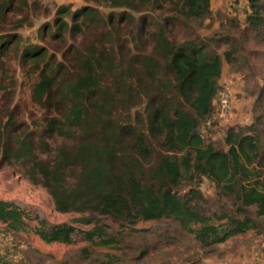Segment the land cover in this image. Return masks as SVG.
<instances>
[{
  "label": "trees",
  "instance_id": "1",
  "mask_svg": "<svg viewBox=\"0 0 264 264\" xmlns=\"http://www.w3.org/2000/svg\"><path fill=\"white\" fill-rule=\"evenodd\" d=\"M171 1L110 3L131 12L122 13L121 20H132L133 13L141 14L146 7L160 10ZM210 1L179 0L180 14L186 20H203ZM248 1L253 10L249 25L258 27L261 7L257 0ZM11 4L12 0L0 1V24ZM57 15V29L50 37L63 47L70 31L67 17L74 34H80L83 26L101 24L98 12L87 7L71 12L63 6ZM144 24L142 20L133 39H139ZM113 35L115 31L104 36L106 47L99 41L65 48L60 60L48 57L43 47L27 45L21 52L30 72L38 71L35 99L51 112L43 125L34 124L38 129L35 139L43 148L47 147L44 138L73 142L60 147L52 161L38 160L33 153V133L25 131L10 113L0 125L3 159L26 166L28 179L46 190L56 212L87 214L77 222L91 226L81 230L67 223L53 225L35 212L33 233L44 244L87 242L116 250L120 242L102 219L126 227L140 221L171 220L203 247L254 230L256 225L248 216H209L200 206L199 184L207 179L220 199L233 201L238 209L255 208V215L264 217L263 117H256L246 129L229 130L224 139L226 151L205 142L200 134V128L214 118L221 58L209 56L193 44L175 47L160 29L152 53L135 56L123 66L115 48L108 45ZM4 39L0 54L5 55L11 46L17 50L14 37ZM168 78L173 79L172 97L164 90L170 87L165 84ZM142 97L148 100L147 133L144 122L139 127L128 118ZM210 124L205 132L215 125ZM183 183L190 186L184 194L177 190ZM25 217L18 204L0 200V223L6 232L24 231ZM0 264H8L5 255H0Z\"/></svg>",
  "mask_w": 264,
  "mask_h": 264
},
{
  "label": "rangeland",
  "instance_id": "2",
  "mask_svg": "<svg viewBox=\"0 0 264 264\" xmlns=\"http://www.w3.org/2000/svg\"><path fill=\"white\" fill-rule=\"evenodd\" d=\"M110 1L12 0L11 9L4 15L0 24V45L5 37H14L18 45L16 51L11 46L5 55L0 54V125L10 113L13 114L25 131L33 133V153L38 160L52 161L60 147L73 141L60 137L44 138L47 147L43 148L39 139H35L38 129L34 124L43 125L51 112L43 110L35 99L33 88L38 82V71L30 72L29 66L22 62L23 48L27 45L43 47L47 49L48 57L60 60L62 52L70 46L105 43L103 38L109 31H115V35L108 45L115 48L117 59H122L123 66L135 56L150 55L160 29L175 47L193 44L209 56L221 58L222 71L213 102L215 114L209 122L215 125L209 132H205V125L200 128L203 140L213 143L216 149L227 150L224 139L229 130L246 129L258 116L263 117L264 124V0L256 2L261 7V25L258 27L249 25L248 18L253 10L248 0H211L208 15L203 20L184 19L180 14L179 0H172L160 10L146 7L141 14H131L132 20H121L122 13L131 12L112 7ZM63 6L69 7L71 12L91 8L98 12L101 24L83 26L80 34H74L67 17L65 21L70 31L63 47L50 37L57 29L58 9ZM111 17L113 19L109 20ZM142 20L145 21L143 30L135 40ZM46 27L49 34L44 35ZM134 66L139 68V65ZM172 80L168 78L165 84L170 87H164L166 95L171 97L174 95ZM219 92L229 97L230 108L223 118L218 116ZM147 102V98L142 97L128 113L131 124L140 127L144 122L145 133ZM261 128L264 131V125ZM1 143L0 132V200L15 202L24 209L27 226L24 231L13 233L6 232L0 223V255L6 256L8 264H264V217H257L255 208L238 209L233 201L220 199L214 184L207 179L199 184L203 199L200 206L204 213L209 216L226 213L239 219L248 216L256 225L254 230L222 244L203 247L193 235L182 231L171 220L140 221L126 227L102 219L109 233L120 242L119 249L94 247L87 242L44 244L33 233L35 212L42 214L50 224L67 223L81 230L91 228L77 222L87 214L56 212L46 190L28 179L26 166L3 159ZM189 189L190 186L183 183L177 190L184 194Z\"/></svg>",
  "mask_w": 264,
  "mask_h": 264
},
{
  "label": "built area",
  "instance_id": "3",
  "mask_svg": "<svg viewBox=\"0 0 264 264\" xmlns=\"http://www.w3.org/2000/svg\"><path fill=\"white\" fill-rule=\"evenodd\" d=\"M219 93H218L219 94V98H218V114L219 115L218 116H219V118H223L230 108L229 100H228L229 97L226 96L225 93H221V92H219ZM209 125H210V123H209V121H207L205 126L208 127ZM201 136H202V134H201Z\"/></svg>",
  "mask_w": 264,
  "mask_h": 264
}]
</instances>
